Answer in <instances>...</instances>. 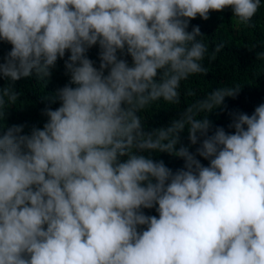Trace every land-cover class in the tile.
<instances>
[{
	"label": "clouds",
	"instance_id": "9594fccd",
	"mask_svg": "<svg viewBox=\"0 0 264 264\" xmlns=\"http://www.w3.org/2000/svg\"><path fill=\"white\" fill-rule=\"evenodd\" d=\"M261 4L0 0V40L11 44L0 62V264H264V98L253 111L231 110L224 98L241 85L214 84L180 108L182 95L196 96L182 82L207 73L205 57L222 47L209 54L190 19L231 6L251 25ZM93 45L98 66L86 55ZM66 51L68 82L42 94L54 107L41 110L43 126L5 127L7 109L21 106L14 82L46 83ZM250 54L238 57L243 75L256 63ZM160 102L177 115L146 128ZM217 108L225 114L209 134Z\"/></svg>",
	"mask_w": 264,
	"mask_h": 264
},
{
	"label": "trees",
	"instance_id": "16d2710c",
	"mask_svg": "<svg viewBox=\"0 0 264 264\" xmlns=\"http://www.w3.org/2000/svg\"><path fill=\"white\" fill-rule=\"evenodd\" d=\"M192 25H198L203 41L208 46L209 54L213 51L216 44H222V47L214 59L208 60L207 56L203 61L204 65L208 68V72L205 74H195L185 82H182V93L185 89H191L196 93L194 97H187L182 95V104L180 108L184 107L183 104L190 103L197 96L205 95L208 91L215 88L214 84H220L221 86H231L234 84H240L241 88L238 94L233 97H225V105L231 110H244L261 103L264 98V59L258 58V53L264 51V0L258 9L257 13L252 18L251 25L238 24L235 17L232 15L231 6H226L223 10H210L209 17L202 19L197 15L195 18L190 19L188 30H191ZM11 44L0 40V62H3V58L8 50H10ZM249 53L243 56L241 52ZM253 52L257 57L256 63L252 68L250 75H243L237 69L238 57L250 59ZM86 55L95 62V65L99 64L98 46L93 45L88 49ZM68 52L66 51L63 58L57 59L55 66L51 70L50 77L47 82L42 84L37 81L34 76L23 77L14 82V86L17 91L21 93L18 97V106H10L7 109V113L4 117L5 127L11 124H24L23 132L30 131V128L35 125L42 127L47 117L43 115L42 109L45 106L54 109L52 102L48 98L42 96L43 93L52 94L55 90L68 82V76L65 74L64 60L67 59ZM130 62V57L125 55L123 57ZM259 72L258 75H256ZM6 83L5 78L0 77V86ZM163 102L155 105L157 108L152 112L151 116L146 119V128H156L162 125H166L171 118L177 115V109L168 107L163 108ZM161 107V108H160ZM222 111H227V108ZM221 109L217 108L213 112L208 114V118L213 122V127L210 130L214 131L216 126H221L219 112ZM226 132H229L224 127ZM4 128H0L2 133ZM231 131H234L232 129ZM180 143L188 144L187 132L184 131L180 134ZM179 146V145H177ZM198 146L197 144L189 145V150L194 151ZM151 158L154 160H163L166 166L175 171L177 168L183 167V158L170 155L167 152H151ZM197 158L201 160V163L207 165L208 161L203 157ZM146 214L158 215L155 208L148 209ZM143 227V226H142Z\"/></svg>",
	"mask_w": 264,
	"mask_h": 264
}]
</instances>
